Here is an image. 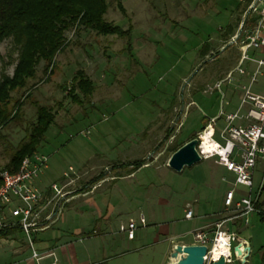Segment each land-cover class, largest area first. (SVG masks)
Listing matches in <instances>:
<instances>
[{
	"label": "rangeland",
	"instance_id": "1",
	"mask_svg": "<svg viewBox=\"0 0 264 264\" xmlns=\"http://www.w3.org/2000/svg\"><path fill=\"white\" fill-rule=\"evenodd\" d=\"M248 1L107 0L106 20L125 30L132 27V52L127 48L126 38L74 26L64 33V42L52 60L49 63L40 60L33 77L26 78V87L11 92L10 106L16 100L24 102V121L11 122L0 129V171L9 161L13 146L36 120L37 106L46 105L53 108L55 123L38 148L40 154L49 157L40 184L61 183L63 172L73 167L80 178L71 185L74 191L71 194L81 192L90 182L87 193L101 191L104 197L107 191L111 203L120 210L112 216L114 220L117 218L112 234L92 248L87 244L81 246L79 252L84 262L166 264L165 252L171 243L193 241L194 231L201 224L198 219H185L186 207L190 208L185 206L186 202L192 203L194 209L199 206L201 214L222 209L228 182L221 180V170L217 172L219 189L205 182L209 174L216 173L213 159H203L181 173L168 167L167 178L163 168L147 167L137 178H131L128 172L132 169L129 164L139 160L150 166L167 165L174 149L199 132L204 120L238 109L239 91L234 86L224 85L219 91H211L209 87L222 79L238 60L236 47H221L229 39L224 37L229 26L236 32L241 25ZM21 37L6 35L0 42V83L5 77H13L27 47L28 38ZM204 44L210 46L207 55L200 54ZM80 69L96 86L89 102L79 91L71 90ZM27 92L30 94L25 98ZM75 92L82 102L74 99ZM215 139L224 144L222 139ZM119 164L123 166L116 168ZM192 183L199 193L193 192L200 197L191 192ZM175 186L181 190L170 205H163L160 197L169 200L172 196L168 192H177ZM247 192L248 188L239 189L238 195ZM253 195H257L256 188ZM196 198L198 203H194ZM261 201L264 203V194ZM102 208L105 212L106 207ZM83 210L78 224L84 226L93 217L89 209ZM229 212L231 216L235 213ZM65 214L68 222L74 217ZM142 215L144 224L140 222ZM263 216L254 212L241 226L228 224L251 248L243 264H264ZM130 221L136 223L133 240L121 231V226ZM56 227L72 228L64 220ZM59 231L36 233V248L48 244L38 240L57 239ZM20 235L24 238L23 233ZM15 247L6 241L0 243V264H28L31 248L15 256ZM101 256H105V261L99 262ZM56 259L58 264H72L69 255L60 251ZM233 264L242 263L235 259Z\"/></svg>",
	"mask_w": 264,
	"mask_h": 264
},
{
	"label": "built area",
	"instance_id": "2",
	"mask_svg": "<svg viewBox=\"0 0 264 264\" xmlns=\"http://www.w3.org/2000/svg\"><path fill=\"white\" fill-rule=\"evenodd\" d=\"M228 45L239 50L238 60L235 66L209 89L219 91L224 85L234 86L239 91V107L227 114L220 112V116L225 115V126L220 131L224 144L216 142L217 147L214 150L204 152L201 148V132L197 135L200 139L198 149L204 159L215 158L219 164L233 172L235 184L243 185L251 191L254 185V169L260 159L264 161L263 0L248 1L241 25L221 49ZM89 133L87 130L86 134ZM211 137L213 139L214 130ZM48 162V156L36 151L23 158L16 172L0 171V230L15 229L23 233L33 258L38 263L45 257H55V252L49 251L42 255L35 247L34 235L51 228L63 217L65 203L74 192L70 187L80 178L74 168L69 167L68 171L63 172L62 179L65 183L53 182L48 188L41 189L37 180L48 168ZM74 175L76 176L72 177ZM224 205L235 212L233 217L217 221L210 233L196 230L193 234L192 244L208 247L205 264H212L222 257H225L227 264H233L234 247L240 244V249L245 251L249 246L246 240L239 238L236 232L227 227V223L254 212H263L256 206L257 200L252 197L251 192L236 199L235 189L226 193ZM193 216V209H187L185 217L191 219ZM140 222L145 223L143 215ZM135 228L136 223L131 221L127 226L122 225L121 231L126 232L128 238L132 239ZM6 238H1L0 243L6 241ZM215 251H220L217 258L214 256Z\"/></svg>",
	"mask_w": 264,
	"mask_h": 264
},
{
	"label": "trees",
	"instance_id": "3",
	"mask_svg": "<svg viewBox=\"0 0 264 264\" xmlns=\"http://www.w3.org/2000/svg\"><path fill=\"white\" fill-rule=\"evenodd\" d=\"M107 6V0H0V42L6 35L11 34L28 38L27 47L23 49L13 77H5L0 83V129L11 122L21 123L24 121V102L16 100L10 106L12 103L11 92L26 87V78L33 77L36 64L40 60H46L48 63L52 60L64 42V33L74 26L91 29L101 35L116 34L126 38L127 48L132 52V27L125 30L119 25L108 22L105 18ZM120 7L125 13L122 3H120ZM233 33L234 27L230 25L224 37H229ZM209 50L210 46L204 44L200 54L207 55ZM95 88L91 78H88L85 72L80 69L74 78L71 90L79 91L83 98L89 102ZM29 94L27 92L24 97L27 98ZM73 97L76 101L82 102L76 92ZM54 123L53 108L39 104L36 120L30 124L21 141L13 146L9 161L1 170L16 172L24 157L38 151L47 130ZM179 147L175 148V151ZM143 164L144 161L139 160L129 165L132 166L131 171L133 172ZM256 206L261 209L260 201ZM262 211L261 216L264 215V210ZM13 232L16 230H0V239L10 236Z\"/></svg>",
	"mask_w": 264,
	"mask_h": 264
},
{
	"label": "crops",
	"instance_id": "4",
	"mask_svg": "<svg viewBox=\"0 0 264 264\" xmlns=\"http://www.w3.org/2000/svg\"><path fill=\"white\" fill-rule=\"evenodd\" d=\"M231 36H229V38ZM235 49H237V48H235ZM238 96H239V94H238ZM219 116L220 115H216L212 118H208L207 121L204 120L203 128L199 132H196L188 140L193 138L195 135H198L199 133H201L209 124H211L212 128L214 130L213 140H215L216 142H219L215 138L217 137V138L221 139L220 138V131L225 126V118H223L222 116H220V117ZM212 120H215V122H212ZM207 128H209V127H207ZM185 142H182V144H184ZM181 145H179V146H181ZM174 151H175V149H174ZM210 159L214 160V164L217 166V168L215 171L216 173L208 175L207 180L205 181L206 184L209 186H212L213 188H215V190H217L216 188L219 189V187H216V183H217V179H218L217 174H219L217 172L221 170L220 171L221 180L228 182V186H227L226 192L224 194L223 200H225L226 193L230 189H235L236 199H238L239 198V195H238L239 189L246 191L247 187H245L243 185L235 184V174L233 172L228 171L225 168V166L219 164L215 158H210ZM152 163L154 164V162H152ZM121 166H123V165L119 164V165H117L116 168L121 167ZM147 167H155L156 170H159V168L160 169L163 168V169H165L164 177L167 178L166 176L167 175L169 176L168 166L166 164L160 165V166H158V165L150 166L149 164H147L145 162L142 166H140L138 169L134 170L133 172L130 170L128 172V176H131V178H137V176L141 173V170H143ZM118 177L119 176L115 177L114 179L117 180ZM121 177H123V176H121ZM253 179H254V185H253L251 191H250V189H248V192L243 194V195H246L249 192H251L252 197L254 199H256L257 202L260 201V203L262 205L261 209L264 210V203L261 201V196L264 194V190H263L264 189V161L262 159H260L258 161L257 166L254 169ZM96 180L97 179H95L94 181H96ZM62 181H64V180L62 179L61 182ZM137 181H138V179H137ZM164 182H165V180H164ZM149 183L152 184L153 182L149 181ZM159 183H162V182L160 181ZM37 185L41 189L48 188V186H49V185L42 186L40 184L39 179L37 180ZM89 185H90V182L82 188L81 192H78L76 194H71L69 196V200L65 203L64 214H63V217L59 221L64 220V222L65 223L67 222L68 224H70V226H72V228H70V230L59 229L56 227L57 223L59 222V221H57L51 228L43 231V232H46V231H50V230H56V231L60 230L58 232L57 239L52 238L49 241L48 240H38V242L41 241L44 243L45 241H47L46 243H48V244H43L44 246H42L38 249L36 248L38 251H40V253L42 255L48 253L49 251H54L55 257H56L57 252L60 251V253L62 255H67V256L69 255V261L72 264H89L87 262H84L83 261L84 259L81 258V252H79L81 249V246L83 244H87L89 247L92 248V246L94 244L96 245L97 242L101 243L103 238H106V237H108V235L113 233V228L115 227V224L117 223V218H115V220H114L112 216L115 212L117 213L120 210L116 209V206H114L111 203V198H110L109 194H107V191L105 192L106 195L104 197H103V195H101V193H100L101 191L94 192L92 195H91V193H87L88 191H90ZM191 186H192L191 192H193V191L198 192V188H197L195 183H192ZM209 186H207V188L211 189ZM254 188H256V190H257V195H255V196L253 195V189ZM175 189H177L176 190L177 192L175 191L176 193H173V191L168 192V194L170 196H172L169 200L166 199V197H163V198L160 197V202L163 205H170L174 196H176L177 193L181 190V188H179L178 186H175ZM171 190H172V188H171ZM185 192H187V190ZM197 192H195V193L193 192V193L197 197H200V195L198 194L199 192L198 193ZM241 193H243V192H241ZM243 195H241V196H243ZM194 203H198L197 198H196V201H194ZM172 205H173V203H172ZM186 205L188 207H190L191 209H193L194 216L191 219H187L186 217H185V219L186 220L198 219L201 222V224L197 230H204V231L210 233L213 230L210 227L214 226V224L217 221H219L221 219L233 217V216L229 215V213H230L229 211H231V210L227 209L225 207L224 201H223V207L221 210H219V211L213 210L212 213L204 212L203 214H201L199 206H197V209H194L192 203L186 202L185 206ZM102 206L106 207L105 212H104ZM84 208L89 209L91 211L93 218L91 217L92 219L89 220L87 223H85V225L83 226L82 224H80V225L78 224V217L84 216V213H85V210H83ZM187 209L188 208L186 207V210ZM211 209H213V208L211 207ZM186 210H185V213H186ZM203 211H205V210H203ZM67 212L70 213V215L74 216L73 218L70 219L71 220L70 222H68L69 221L68 218L65 217L67 215L65 213H67ZM219 214L223 217L218 218L217 215H219ZM228 215H229V217H227ZM249 215H245V216L230 220L227 223V227H228V224L231 222H234L236 225L241 226L244 223L245 219H247V217ZM104 224H105V226H104ZM20 234H22L20 231H16V232H13L8 238L4 239V240H6V242H9L12 245H17V247H15L13 249V254L15 256L21 255V254L25 253V251L29 250V247L27 245V241H25L26 239L23 238ZM133 239L134 238H132L130 240H133ZM175 243L192 244L193 241H191V242H179V241L178 242H172L171 245L169 246V250H167L165 252V255L167 258H169L171 248ZM93 252H95V254H97V251L94 250ZM55 257H45L41 261H43V262L44 261H51L47 264H58V261L55 262ZM53 258H54V260H53ZM99 259H100L99 262H101V261L103 262V261H105V256H101ZM27 262H28V264H39L33 258V255H31L29 258H27Z\"/></svg>",
	"mask_w": 264,
	"mask_h": 264
},
{
	"label": "water",
	"instance_id": "5",
	"mask_svg": "<svg viewBox=\"0 0 264 264\" xmlns=\"http://www.w3.org/2000/svg\"><path fill=\"white\" fill-rule=\"evenodd\" d=\"M200 139L193 137L181 145L168 160L167 166L181 173L186 167H192L204 158L198 149ZM240 244L234 247V256L240 263H245L250 256L251 248L245 251L240 249ZM208 247L200 244L175 243L166 264H205ZM212 264H227L225 257Z\"/></svg>",
	"mask_w": 264,
	"mask_h": 264
},
{
	"label": "bare ground",
	"instance_id": "6",
	"mask_svg": "<svg viewBox=\"0 0 264 264\" xmlns=\"http://www.w3.org/2000/svg\"><path fill=\"white\" fill-rule=\"evenodd\" d=\"M212 132L213 128L209 127L202 131L201 136H202V146L201 148L204 150V152H210L214 150L217 147V143L215 140L212 139ZM220 251H215L214 256L215 258L219 257Z\"/></svg>",
	"mask_w": 264,
	"mask_h": 264
}]
</instances>
